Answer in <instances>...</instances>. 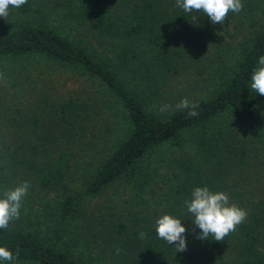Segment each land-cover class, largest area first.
<instances>
[{
	"label": "trees",
	"instance_id": "1",
	"mask_svg": "<svg viewBox=\"0 0 264 264\" xmlns=\"http://www.w3.org/2000/svg\"><path fill=\"white\" fill-rule=\"evenodd\" d=\"M242 3L219 35L177 0H27L0 17V198L30 183L0 229L18 257L0 264H264V95L250 88L264 0ZM204 186L247 211L223 241L198 238L185 206ZM163 214L186 226L185 251L157 236Z\"/></svg>",
	"mask_w": 264,
	"mask_h": 264
},
{
	"label": "clouds",
	"instance_id": "2",
	"mask_svg": "<svg viewBox=\"0 0 264 264\" xmlns=\"http://www.w3.org/2000/svg\"><path fill=\"white\" fill-rule=\"evenodd\" d=\"M27 0H0V17L9 16V9L19 8L26 4ZM177 4L185 13L202 12L210 18L213 25L223 24L229 11L239 13L243 9L242 0H177ZM193 15L191 22H197ZM218 35L221 33H217ZM250 88L253 93L264 95V55L259 57L258 67L251 74ZM171 106L163 105L161 112L167 111ZM177 109H189L190 117L197 116L198 103H190L187 98L182 99L175 106ZM30 187L28 181L8 189L4 197L0 198V229H6L9 222L19 219L21 202L27 195ZM187 211L191 214L195 226L200 229L201 240L214 239L223 241L237 226L247 218V211L235 203L229 202V195L223 191H213L209 187H195L191 193V199L185 200ZM182 220L171 214L159 216L155 222L156 233L159 238L173 245L177 252L187 249V240L184 235L187 231ZM144 238V233L140 234ZM117 249V254H119ZM18 257L6 247L0 246V260L13 261Z\"/></svg>",
	"mask_w": 264,
	"mask_h": 264
},
{
	"label": "rangeland",
	"instance_id": "3",
	"mask_svg": "<svg viewBox=\"0 0 264 264\" xmlns=\"http://www.w3.org/2000/svg\"><path fill=\"white\" fill-rule=\"evenodd\" d=\"M45 4H47V3L45 2ZM47 7H48V5L45 8L47 9ZM46 22H49L50 25H52L56 28L67 29L68 35L70 36V38L72 40H75L78 42L81 41L82 43L87 44L88 46H90L89 48H91L90 51L92 49L97 50L98 52H102L104 50V47H100L99 45L96 44L95 40H92V36H91V34L88 33L87 30L80 27L79 25L68 24L67 21H62V17L57 16L54 12H51V15L49 16V18H47ZM226 28H227V23L222 24V29L220 30V33H222V30H223V32H225ZM89 41H91L92 43H90ZM183 140L184 139L182 137H179V138H176V139L171 140L170 142L166 143L162 148L164 155L166 157H168V156L171 157V156H175V155L178 156L182 151V147L185 145ZM161 172L170 173L172 175V170L170 167H169V169H168V167H164ZM102 199H104V198H102Z\"/></svg>",
	"mask_w": 264,
	"mask_h": 264
}]
</instances>
